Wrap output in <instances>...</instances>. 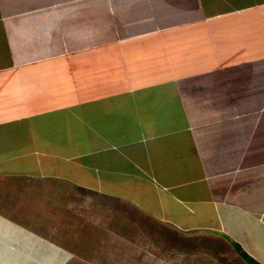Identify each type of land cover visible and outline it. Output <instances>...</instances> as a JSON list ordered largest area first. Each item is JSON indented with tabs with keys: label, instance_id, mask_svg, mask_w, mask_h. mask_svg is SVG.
Returning a JSON list of instances; mask_svg holds the SVG:
<instances>
[{
	"label": "crops",
	"instance_id": "crops-1",
	"mask_svg": "<svg viewBox=\"0 0 264 264\" xmlns=\"http://www.w3.org/2000/svg\"><path fill=\"white\" fill-rule=\"evenodd\" d=\"M39 182L264 264V0H0V264H63Z\"/></svg>",
	"mask_w": 264,
	"mask_h": 264
},
{
	"label": "rangeland",
	"instance_id": "rangeland-1",
	"mask_svg": "<svg viewBox=\"0 0 264 264\" xmlns=\"http://www.w3.org/2000/svg\"><path fill=\"white\" fill-rule=\"evenodd\" d=\"M35 181L39 179H33V185ZM45 185L32 188L30 183L29 191L20 185L10 189L11 212L24 211V218L30 219L38 232L62 245L58 248L62 253L56 252L63 257V264H255L238 254L231 244L209 234L184 231L176 226L175 231H167L163 225H168L152 213L142 214L123 201L116 204L112 213L109 208L100 212L98 205L102 203L103 207L104 202L96 200L97 205L87 197L85 201L90 204L79 203L73 206L76 214L69 213L70 203L60 185L49 183L48 190H44ZM25 195L29 199L21 197ZM70 197L74 198L72 202L80 201L71 194ZM30 203L31 213L27 211ZM17 208L20 209L16 211ZM93 209L106 215L107 221L92 216Z\"/></svg>",
	"mask_w": 264,
	"mask_h": 264
},
{
	"label": "trees",
	"instance_id": "trees-1",
	"mask_svg": "<svg viewBox=\"0 0 264 264\" xmlns=\"http://www.w3.org/2000/svg\"><path fill=\"white\" fill-rule=\"evenodd\" d=\"M237 250L240 252L241 256L245 258L250 263L259 264L255 259H253L251 256H249L239 244H235Z\"/></svg>",
	"mask_w": 264,
	"mask_h": 264
},
{
	"label": "bare ground",
	"instance_id": "bare-ground-1",
	"mask_svg": "<svg viewBox=\"0 0 264 264\" xmlns=\"http://www.w3.org/2000/svg\"><path fill=\"white\" fill-rule=\"evenodd\" d=\"M211 2V1H210Z\"/></svg>",
	"mask_w": 264,
	"mask_h": 264
}]
</instances>
